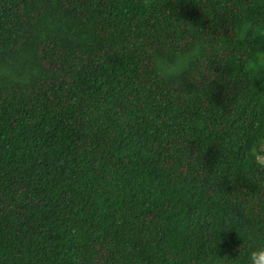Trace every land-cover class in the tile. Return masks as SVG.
Returning a JSON list of instances; mask_svg holds the SVG:
<instances>
[{"label":"trees","instance_id":"trees-1","mask_svg":"<svg viewBox=\"0 0 264 264\" xmlns=\"http://www.w3.org/2000/svg\"><path fill=\"white\" fill-rule=\"evenodd\" d=\"M262 32L264 0H0V264H248Z\"/></svg>","mask_w":264,"mask_h":264},{"label":"clouds","instance_id":"clouds-1","mask_svg":"<svg viewBox=\"0 0 264 264\" xmlns=\"http://www.w3.org/2000/svg\"><path fill=\"white\" fill-rule=\"evenodd\" d=\"M264 35V32L261 33ZM198 54V49L193 50L192 52L182 54L180 52L176 53V62L175 64L163 63L157 59H154L152 67L155 72L161 76L173 75L183 70V68L191 62V59L194 55ZM252 76L258 74H264V52H257L254 56V61L249 62L247 69ZM193 77L196 80H199V76L196 75L195 70L193 71ZM260 110L264 111V100H262L260 105ZM254 156V164L260 169H264V141L261 142L259 148H254L252 153ZM221 232V231H220ZM249 238L252 237V233H249ZM217 244L214 245L216 248ZM211 264H236L232 259L227 257L220 258L217 256L216 251L208 257ZM248 264H264V246L256 248L248 256Z\"/></svg>","mask_w":264,"mask_h":264}]
</instances>
